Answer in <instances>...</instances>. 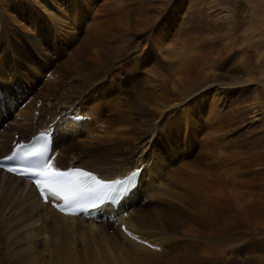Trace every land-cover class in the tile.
Returning <instances> with one entry per match:
<instances>
[{"label":"bare ground","instance_id":"6f19581e","mask_svg":"<svg viewBox=\"0 0 264 264\" xmlns=\"http://www.w3.org/2000/svg\"><path fill=\"white\" fill-rule=\"evenodd\" d=\"M50 1L38 6L50 10L51 25L34 19L38 8L10 15L19 8L0 7V157L15 143L49 131L53 163L62 170L80 166L104 179H123L138 167L141 173L117 209L105 207L93 219L60 213L42 202L30 181L0 169V264H250L247 256L238 259L245 246H238L231 229L235 209L247 211L253 200L234 186V156L222 157L233 184L222 195L192 152L203 150L206 157L212 150L196 135L217 120L240 117L252 125L264 119H254L264 112L258 94L244 103V86L237 90L235 114L231 87L257 80L250 77V60L263 55L264 44L248 39L263 40L264 16L254 14L242 32L226 0H176L165 18L160 14L170 0H161L154 10L156 3L138 8L134 23L124 3L113 7L126 20L86 59L80 46L67 56L75 39L68 28L85 24L91 10ZM216 14L224 15L222 23L212 20ZM195 33L201 41L190 38ZM48 72L52 79L45 80ZM222 106L229 109L223 113ZM251 138L248 147L264 149V134Z\"/></svg>","mask_w":264,"mask_h":264},{"label":"rangeland","instance_id":"374dc122","mask_svg":"<svg viewBox=\"0 0 264 264\" xmlns=\"http://www.w3.org/2000/svg\"><path fill=\"white\" fill-rule=\"evenodd\" d=\"M37 1L38 0H36V2ZM42 1L43 0H39V2L36 3L34 0H0V7H2V9L7 8V7L19 8L17 12H14L10 9V12H11L10 15H12V12L15 15H18V14L26 15V14H28L27 12H25L21 9L25 6L33 7L34 10H35V8L36 9L38 8L36 10L35 14L33 15L34 19H36V21H38V20H41L44 18V19H46L45 20L46 22L47 21L50 22L51 21L50 13L48 14V12H50V10L44 11V8H40L38 6V5H40L39 3ZM113 1L112 0H89L87 3H83L82 0H74V1H71V0H58V1L52 0V1H50V5L55 6V7L57 5V7H60V8H69V7L71 8L72 7V8L80 9V7H84V4H87V7L89 8V10H91V14L88 15L85 24L80 25L81 23H79L78 21H77V23L73 22L70 24V27L68 29H69V31L70 30L71 31L69 34H71V36L75 39L73 40L74 41L73 45L70 48L71 51H69L67 53V56H70L71 53H73L72 50L75 51V50H77V48L81 47L82 50L86 49V50H83V52L85 54L84 58L89 59L90 57L95 56L96 51L98 54L101 47H102L101 49H103V47L106 44H108L107 39L110 40L111 39L110 36L115 35V33H116V31L114 32V30H113L115 28V26H117L118 24H120L126 20L125 19L126 16L119 15V13H120L119 10L115 11V8L113 6L121 5L124 3L129 4L130 10L132 8V12L130 13V16L132 14L131 17H132V21L134 23H136L137 20L140 18L139 15L141 13L138 10V8L148 7L152 3H156V4H153L151 6L153 10H154L153 7H156V5L162 7L161 5H159L161 0H158V2H157V0H154L155 2H153V1L149 2L150 0H127V1L126 0L125 1L124 0H115L114 2ZM174 1H176V0H170V2L167 4V6L166 5H165V7L163 6L165 11H163L160 14V16L163 15L165 18V15L166 16L168 15L167 11L170 8L171 4L174 5ZM194 1H197V0H185V3H193ZM211 1H214V0H211ZM226 1H227V5L228 6L230 5V8L233 10V16L236 17L239 28L241 25L245 26L246 24H252L254 22V20H253L254 17H252L254 14L256 16L260 15V17L264 16V12L261 10V7H264V6H263V2L260 0L252 1V2H251V0H249V1L247 0V4H244L245 3L244 0H242V1L241 0H233V1L232 0H226ZM161 2H163V0ZM76 4H78V5H76ZM184 5L185 4H183V6ZM49 7H51V6H49ZM49 7H47V8H49ZM134 9H137V10L134 11ZM38 10H39V12H38ZM216 15L217 16H214L212 18V20L217 24L222 23L218 18H223L224 15L223 16H222V14L221 15L216 14ZM60 19L62 20L63 18H60ZM140 20H142V19H140ZM171 21H173V20H171ZM242 21H243V23H242ZM64 22L67 23V20L65 19ZM66 23H64V24H66ZM49 24L51 25V22ZM172 26H174V22H173V24H171V27ZM256 26L257 25H254L252 27H256ZM55 31H57V30H55ZM241 31L243 32L242 29H241ZM52 35H54V32ZM191 36L194 37V40H198V41L200 40L201 41V37L199 34L195 33L193 35H190V38H191ZM248 40L254 41V42H260V43L264 44V37H263V40H260L259 36H251ZM106 41H107V43H106ZM101 42L103 44H101ZM205 52H206V50L204 49L203 53L207 54V52L206 53ZM253 58L250 60V64L253 65L252 67H254V70H253L252 74H250V77L257 79V80H250V82L247 81L248 83L245 82L247 84V86L244 83L239 84L238 86H234V85L231 86L232 88H234V92H236V94L233 95L232 99H234L233 100L234 101L233 106L236 107L235 108V111H236L235 114H237V115H239L238 110H237V108H238L237 106L240 105V100H238L239 102L237 101L238 102L237 103L236 102V100H237L236 96H239L238 91L243 86L247 87L249 89V90L247 89L248 92L246 91V93H245V95L248 98L247 102H244V103L249 104L251 101L250 99H252L253 96L255 97L257 94H258L257 96L264 103V98H263L264 97V78H263L264 77V75H263L264 74V68L262 69V65H263V61H264V51H263V55H258V56L253 57ZM56 61H59V59L57 58ZM141 76H143L142 78H144L146 76V74L141 73L140 77ZM43 77L45 80L52 79V74L50 72H48V73L44 74ZM247 77H249V76H247ZM260 77H262L263 80H261ZM239 86H240V88H239ZM235 88H237V89H235ZM251 91H253L254 94ZM250 92H251V94H250ZM38 104H40V102H38L37 105ZM149 108H151V106ZM222 108H224V107L222 106ZM228 109H229L228 107H225L223 110V113L226 112ZM258 113L259 114L257 115V117L254 118L255 120L258 119V117L264 116L263 111L262 112L259 111ZM248 114H249V116L253 115L250 112H248ZM242 119H244V118H240V117L239 118H233L232 121L231 120L230 121H223L221 123H218V120H217L215 122V125L212 128H209L210 130H212V132L209 129H206L204 134L202 133L201 135H196L197 136L196 138L199 139V142L207 143L208 146L210 145L212 147V150H208V151H210L209 152L210 154L208 153V151H206V157L202 155L203 150L200 152L199 151L197 152L196 150H194L192 152V158L193 157L196 158L197 162L200 163L199 164L200 167L203 168L205 175H208L211 181L215 180L217 182L219 188L222 190V195L223 194L226 195L230 186L231 185L233 186V184L232 183L228 184L227 174H226L227 168H225V166L223 164L222 157L227 158V156H230V155H231V157L234 156V158L232 157V159H233L232 165L234 166V170L236 171V176H235L236 182H235L234 186L237 189V191L241 190L240 192H242V193H244V192L248 193V194L252 193L253 194V200L255 198V201L252 200L253 202L252 201L250 202L249 205L251 207H249V210L246 211V209H245V210H242L240 212H237L236 211L237 208H236L235 212H234V214H236L235 216H237L235 218L237 221H235V224L232 226L233 228L231 227V229H233L235 232L232 230L231 231L234 232V234H236L238 237V241H237L238 246L239 245L245 246V248L243 250L245 252L242 251V253H240L241 255L238 253L239 256L237 254V257L241 258V259L238 258L239 260H244L243 259L244 256H247L251 260L250 264H264V149L261 148L260 146H258V147L249 146L248 147V143L246 142L251 137L254 138L258 135L264 134V119H262L261 121L254 122V124H252V125H250V124L245 125L244 124L245 122ZM260 126L262 127V128H260L261 130H259ZM252 128H254V129L252 130ZM255 129H256V131L254 132ZM260 132H261V134H260ZM253 133H254V135H253ZM187 134H188L187 135L188 136V142L191 143L190 145H192L193 141H191V140H193L195 137L192 136L193 134H192L191 127H189ZM202 139H203V141H201ZM218 142H219V144H218ZM214 144H215V146H214ZM213 146H214V148H213ZM219 147H220L219 152L221 150H224L223 154H221V155H219V153L217 152ZM225 151H228V154ZM223 189H224V191H223ZM226 189H228V190H226ZM245 190H247V192ZM225 191H226V193H225ZM256 193H257V195H256ZM159 203L160 202H157L154 206H159L160 205ZM243 203H245V204H242L243 206L244 205L247 206V204L249 202L248 203L243 202ZM252 204H254V206H252ZM238 209H240V208H238ZM227 232L229 233V231H227ZM77 247H78V250L80 249L79 251H81V248H82L81 244H78ZM247 262H249V261H247ZM247 262H245V264H248Z\"/></svg>","mask_w":264,"mask_h":264},{"label":"snow or ice","instance_id":"6c2138e0","mask_svg":"<svg viewBox=\"0 0 264 264\" xmlns=\"http://www.w3.org/2000/svg\"><path fill=\"white\" fill-rule=\"evenodd\" d=\"M40 139L44 143L31 146L17 144L12 155L3 158L15 160V165L0 163V169L6 168L9 173L34 178L35 186L46 202L50 198L63 201V205H56L61 211L79 208L86 200L99 203L116 200L138 183L141 173L139 167L123 179H102L79 167L62 170L53 163L54 156L49 155L46 134L42 133Z\"/></svg>","mask_w":264,"mask_h":264}]
</instances>
